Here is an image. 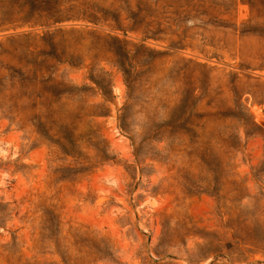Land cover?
Returning <instances> with one entry per match:
<instances>
[{
  "label": "rangeland",
  "instance_id": "374dc122",
  "mask_svg": "<svg viewBox=\"0 0 264 264\" xmlns=\"http://www.w3.org/2000/svg\"><path fill=\"white\" fill-rule=\"evenodd\" d=\"M0 264H264V0H0Z\"/></svg>",
  "mask_w": 264,
  "mask_h": 264
}]
</instances>
